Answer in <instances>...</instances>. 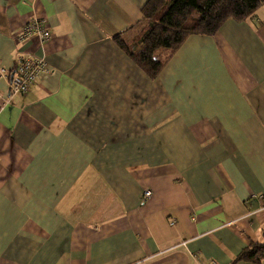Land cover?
I'll return each mask as SVG.
<instances>
[{"label": "crops", "instance_id": "obj_1", "mask_svg": "<svg viewBox=\"0 0 264 264\" xmlns=\"http://www.w3.org/2000/svg\"><path fill=\"white\" fill-rule=\"evenodd\" d=\"M146 1L0 0V68H50L0 109V264H232L264 242V3L150 80L112 40ZM34 19L50 38L17 42Z\"/></svg>", "mask_w": 264, "mask_h": 264}, {"label": "trees", "instance_id": "obj_2", "mask_svg": "<svg viewBox=\"0 0 264 264\" xmlns=\"http://www.w3.org/2000/svg\"><path fill=\"white\" fill-rule=\"evenodd\" d=\"M264 0H147L141 8L144 28L130 43L113 42L150 79H155L181 44L192 35H215L227 21H245ZM264 237V231L262 232ZM264 242L250 243L232 264H261Z\"/></svg>", "mask_w": 264, "mask_h": 264}, {"label": "built area", "instance_id": "obj_3", "mask_svg": "<svg viewBox=\"0 0 264 264\" xmlns=\"http://www.w3.org/2000/svg\"><path fill=\"white\" fill-rule=\"evenodd\" d=\"M32 38H37L40 42H45L50 38L45 20L34 19L23 24L16 41L25 42ZM48 73H50V68L45 60L33 56L20 59V62L11 73H7L3 68H0L1 76L7 81L6 94L0 93V109L7 105L9 96L25 94L33 86L38 76ZM150 196V191H144L141 198L142 203L146 202Z\"/></svg>", "mask_w": 264, "mask_h": 264}]
</instances>
